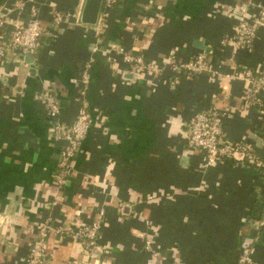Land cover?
I'll list each match as a JSON object with an SVG mask.
<instances>
[{"label": "crops", "instance_id": "1", "mask_svg": "<svg viewBox=\"0 0 264 264\" xmlns=\"http://www.w3.org/2000/svg\"><path fill=\"white\" fill-rule=\"evenodd\" d=\"M22 1L15 8L14 0H0V8H12L10 18L22 22L37 8L45 32L33 60L0 58V264H26L44 224L45 264H236L242 249L252 264H264L259 172L208 163L187 139L192 117L218 107L226 111L224 137L253 141L264 159L254 129L262 115L244 104L242 81L231 79L238 68L264 63V28L250 49L232 55L230 47L218 48L249 5L264 0H113L99 46L93 27L76 22L83 0ZM53 8L74 18L52 29ZM113 46L141 53L158 70L127 78ZM171 52L180 61L205 54L212 74L175 73L166 60ZM87 62L91 125L59 185L60 143L36 94L55 93L58 119L72 123ZM96 220L91 252L57 231Z\"/></svg>", "mask_w": 264, "mask_h": 264}, {"label": "built area", "instance_id": "2", "mask_svg": "<svg viewBox=\"0 0 264 264\" xmlns=\"http://www.w3.org/2000/svg\"><path fill=\"white\" fill-rule=\"evenodd\" d=\"M112 4L113 0H103L96 24L92 26L85 25L86 27H93L98 46L102 40V33L106 29V21ZM23 5L24 1L14 0L15 8H21ZM10 9L12 8H0V28L3 30L6 26H11L7 32L2 31L0 34V58H12L20 54L38 51L41 47V36L45 32V27L38 19L37 8L32 7L30 17L26 22H22L18 17L11 19L9 15ZM246 11L247 13L241 15L234 31L224 35L219 40L218 48L220 51L225 47H230L231 53L234 55L239 50L252 47L259 29L264 28V3H252ZM49 14V24L55 30L66 26L74 18L70 11H63L58 8L51 9ZM76 22L80 23L79 17ZM113 48L114 54L121 55L126 62L125 71L135 75L136 78L152 74L158 70L154 61H149L135 50H124L118 46H113ZM167 56L166 60L170 62L175 73L183 72L190 75L199 73L212 74L213 72V63L203 53L194 54L184 61H180L173 52ZM88 75L89 64L87 62L79 72V109L72 123H63L58 119L59 106L55 93L49 90H40L36 94V100L44 106L49 117L53 119V138L60 143L57 162L58 170L55 176L56 183L59 185L64 182L65 175L70 172L80 143L91 125V115L84 96L87 90ZM231 79H240L242 81L244 104L255 107L260 115H264V63L255 68L236 69L232 72ZM225 114V110L214 106L196 113L189 122L187 130L188 144L201 150L208 163L228 160L243 168L249 166L257 167L260 175V185L264 190V159L256 153L253 141L246 138L233 142L224 137L222 119ZM257 135L264 142V135L258 133ZM44 226L41 227L38 237L29 244L26 264H45L47 233ZM99 228L100 220H96L75 228L71 225H66L58 228L57 231L72 239L82 241L84 251L91 252L98 247ZM236 264H252L247 249L241 250Z\"/></svg>", "mask_w": 264, "mask_h": 264}, {"label": "water", "instance_id": "3", "mask_svg": "<svg viewBox=\"0 0 264 264\" xmlns=\"http://www.w3.org/2000/svg\"><path fill=\"white\" fill-rule=\"evenodd\" d=\"M103 0H83L81 12L79 15V22L82 25L92 26L95 25L99 16L100 9L102 7ZM195 45L199 48H207V43L204 41V43L197 41L195 42ZM38 55V51H34L31 53L26 54H20L19 58H25L26 60L30 59L33 60ZM127 74V78H133L135 79L136 76L125 72ZM254 138V136H252ZM261 144V140L257 141V145Z\"/></svg>", "mask_w": 264, "mask_h": 264}, {"label": "trees", "instance_id": "4", "mask_svg": "<svg viewBox=\"0 0 264 264\" xmlns=\"http://www.w3.org/2000/svg\"><path fill=\"white\" fill-rule=\"evenodd\" d=\"M254 129L260 135H264V115L261 116L260 120H256L254 122ZM226 161H228V160H226ZM246 169L247 170H252L253 169V170L259 171L258 168L257 167H254V166L246 167Z\"/></svg>", "mask_w": 264, "mask_h": 264}]
</instances>
